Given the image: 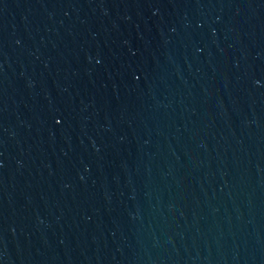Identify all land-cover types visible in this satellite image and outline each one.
<instances>
[{
    "label": "water",
    "instance_id": "water-1",
    "mask_svg": "<svg viewBox=\"0 0 264 264\" xmlns=\"http://www.w3.org/2000/svg\"><path fill=\"white\" fill-rule=\"evenodd\" d=\"M0 264H264V0H0Z\"/></svg>",
    "mask_w": 264,
    "mask_h": 264
}]
</instances>
